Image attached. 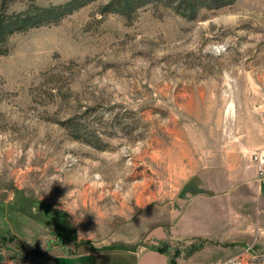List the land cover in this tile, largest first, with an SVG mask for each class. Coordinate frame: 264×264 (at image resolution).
<instances>
[{
  "label": "rangeland",
  "instance_id": "374dc122",
  "mask_svg": "<svg viewBox=\"0 0 264 264\" xmlns=\"http://www.w3.org/2000/svg\"><path fill=\"white\" fill-rule=\"evenodd\" d=\"M111 2L0 0V264H264V0Z\"/></svg>",
  "mask_w": 264,
  "mask_h": 264
},
{
  "label": "trees",
  "instance_id": "16d2710c",
  "mask_svg": "<svg viewBox=\"0 0 264 264\" xmlns=\"http://www.w3.org/2000/svg\"><path fill=\"white\" fill-rule=\"evenodd\" d=\"M139 1V0H138ZM145 3V0H141ZM220 1V0H213ZM134 2L136 0H112L111 6H118L121 12H128L133 8ZM206 0H168L170 5H174V9L177 12H181L184 16L191 17L195 12V5H203ZM142 3V4H143ZM46 12V11H44ZM8 19H0V40H2L6 35L23 30L32 26H35L38 21H40L42 16H32V15H23L20 14H12L7 17ZM34 19V23L32 20Z\"/></svg>",
  "mask_w": 264,
  "mask_h": 264
},
{
  "label": "built area",
  "instance_id": "2783aa9c",
  "mask_svg": "<svg viewBox=\"0 0 264 264\" xmlns=\"http://www.w3.org/2000/svg\"><path fill=\"white\" fill-rule=\"evenodd\" d=\"M258 178H264V150L253 152L251 155Z\"/></svg>",
  "mask_w": 264,
  "mask_h": 264
},
{
  "label": "crops",
  "instance_id": "0c3cea01",
  "mask_svg": "<svg viewBox=\"0 0 264 264\" xmlns=\"http://www.w3.org/2000/svg\"><path fill=\"white\" fill-rule=\"evenodd\" d=\"M145 259V258H144ZM143 257H140L139 261L140 263L139 264H145V261H144Z\"/></svg>",
  "mask_w": 264,
  "mask_h": 264
}]
</instances>
